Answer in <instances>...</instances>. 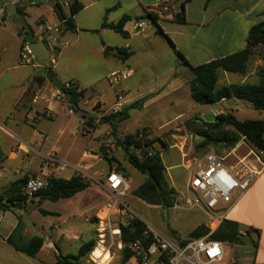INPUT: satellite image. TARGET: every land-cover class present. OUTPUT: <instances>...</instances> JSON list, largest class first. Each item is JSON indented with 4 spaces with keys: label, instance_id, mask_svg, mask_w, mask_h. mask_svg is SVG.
I'll list each match as a JSON object with an SVG mask.
<instances>
[{
    "label": "crops",
    "instance_id": "1",
    "mask_svg": "<svg viewBox=\"0 0 264 264\" xmlns=\"http://www.w3.org/2000/svg\"><path fill=\"white\" fill-rule=\"evenodd\" d=\"M78 1L83 6L80 12L88 6L94 7L102 19V25L105 21L108 24H117L124 16L131 17L124 27V30L129 34L127 38L122 37L119 33L111 29L103 28L102 26L101 29L95 33L104 36L108 31H113L117 35H120L122 38L120 41L124 42L119 41L122 46L117 47L113 46L112 43L106 39L101 41V45L97 49L100 57L111 66L109 75L125 68L132 69L134 74L129 78L130 80H128V82L126 81L128 83L127 86L122 87V84H120L114 87L112 98L110 99L105 90H88L87 88L81 87V84L75 79L64 80L60 74L55 71L57 63L51 72L43 68L44 65L39 68L23 65L20 59L21 48L24 44H30L24 43V38L29 40V38H31L30 36H33L37 38V41H40L39 38H41V34L50 32L48 29L52 28L51 26H45L44 21L48 19L53 22L52 26H57L61 15L68 16L70 14V6L73 0H47L48 10L45 13H41L40 18L42 21L38 19L35 25L30 23L32 20L30 9L32 6L37 5L35 1L27 3L24 0H6L2 4L0 3V28L3 29L2 35L5 36L4 38L0 37V63L6 47V38L12 35L14 43L18 44V46L15 45L16 52L14 64L8 66L6 70H31L29 73L19 72L20 74L13 76L0 73V193L8 192L15 182L28 178L31 174L34 175V173H40L43 176L51 174L55 177L70 179L75 173L74 167L76 165H81L85 168L86 171L83 176H97V178L104 183L105 180L103 177H100V174L101 172L110 171L111 167L109 166L106 171L99 170L101 158L97 154V149L101 143H108L113 140L114 136L112 135V128L110 125L101 124L99 127L96 126V122L99 120L97 113L99 112L94 110L95 103H99L101 108L105 109L102 114L106 115L120 99L122 100L124 108L120 112H123V117H128L116 123L117 130L121 123L130 118V113L133 110L146 111L150 109L158 99H173L174 102H172L171 105L181 103L184 97L182 91L186 88L190 90L189 83L194 78V74L191 69L183 63L177 51L180 52L192 66L202 65L213 60L227 57L244 50L247 47L246 41L250 29L264 21V0H211L209 2L207 0H190L184 7L187 20L186 24H178L172 21L173 13L180 11L184 0ZM85 2H88V5ZM50 3L57 4L61 8L62 14L60 15L54 10ZM8 4L17 6L18 12L19 9H22V11L19 12V18L7 11L6 6ZM63 5H65V7ZM65 9L68 11V15L64 13ZM146 11L158 14L159 20L157 24L173 45L165 37L156 33L158 26L154 25L150 19H144L148 23V27H150V25L152 27L153 32H150L149 35L144 33L145 27L142 29L136 27L138 23H142L145 26V21L143 19L138 20L137 18L144 17ZM21 20L24 21L23 24L20 23ZM76 26L78 32V25L76 24ZM24 28H26L30 36H26ZM68 34L74 35V33L65 31L60 41L61 45L63 39ZM150 38L156 40L162 39L165 41L167 48L175 53L177 57L176 61H179L177 66L180 70L170 69L165 73H155L157 76L154 79L147 80L145 68H142L140 64L133 61L135 57H138L139 53L148 55V59L149 57H153L155 45L150 42ZM105 47L124 48L132 52V56L127 60L112 55L105 56ZM157 48V51H159L160 48L158 45ZM48 49L51 52L49 47ZM60 52L59 48L54 56L57 57V54H60ZM260 66H263V62L260 59H255L249 65V70L245 75L219 71L217 89L229 85H242L245 83L257 84L258 78L256 70ZM68 80L76 82L81 89L86 91L85 98L81 103L85 100L83 104L85 103V105L88 106L84 107L87 112L81 116L79 115V111L83 108L81 107V103L80 110L78 112L73 111V114L78 116V123L81 127L77 126L74 131H70V137L67 136L64 138L63 136L66 130L71 129L69 123H63V129H58L56 125L54 126V122L48 121H53L60 117L59 109L64 110L63 112L66 111L63 109L65 108V103L54 102L51 94L54 88H57L60 83ZM136 85H138L137 88L140 89L138 94L144 90L146 91L140 93L137 97H129L132 91V89L130 90L129 88H133ZM148 85L149 87H143ZM35 96L39 98V103L36 106L38 112H44L50 104L49 106L52 109V113L49 118H30L28 116V114H30L29 110L33 107L32 99ZM144 98L148 99L141 109L129 108L134 102ZM245 102L247 101L230 98L209 105H216L218 108V111L214 113V119L216 116L226 113H231L238 119V115L242 114L246 108ZM69 108L70 107H68V109ZM181 116L182 114L178 117ZM194 117L198 118L196 122L198 124L201 123V125L204 122H212L214 120L203 121L198 115H194ZM94 118H96L97 121H95ZM116 120H120V117H117ZM100 127L106 128V131H110L107 135L111 140L106 139L104 135L106 131L95 138L96 132ZM127 135H134V133H126L124 137ZM116 136L117 139L120 138L118 131ZM96 143H99V146H96ZM117 145L120 147V143L117 142ZM107 146L110 147V145ZM234 151L233 149V152ZM47 155L55 156L59 160V166L55 169L41 167L40 163ZM71 156L77 158V162L68 163L66 160ZM260 159L264 164V155ZM249 161L250 165L258 166L256 162L251 163V159ZM62 163L67 164V166H62ZM258 167L261 168V166ZM68 168L72 170L69 171ZM165 168L169 177L173 178L170 172L171 169L168 171L166 166ZM91 190L100 194L102 193L104 197L103 190L100 189L98 184L96 186H91L73 197L75 199L77 195L81 194V202L82 206L85 208L83 212L87 225H82L77 220L64 222L62 224L65 225L66 223L68 226L66 233H62L61 235L57 234L61 231V227L51 228L49 233H45V235L42 236L40 235L44 239V243L35 257L18 251L9 244L8 239L16 229L19 219L16 214L10 211L0 210V264H57L58 256L77 255L83 244L95 239V236L97 237V221L93 223V214L98 208V205L94 206L89 202L91 197L87 192ZM128 197H131V195L126 198ZM35 201H39L37 197ZM124 202L126 203L125 200ZM29 203L30 201L28 200L25 204L20 205L21 210H16L18 214L22 216V222L25 227V238L34 236L32 232L33 229L36 228V224L27 218V215L30 216L28 212ZM157 208L161 210L160 207ZM40 210L41 209L38 210L39 213H41ZM43 211L48 213H41L43 215L54 214L60 216L58 212ZM169 212L170 211H168L167 219H169ZM162 213H164V210H162ZM180 213L200 214L203 217V220L200 221L188 220L181 223V229L188 231L187 235L202 224L206 226L208 222L206 216L198 210L181 211L176 215ZM224 214L225 220L239 224L240 234L244 236L243 238L246 243V252L250 256L246 255L240 258H234L227 251V245L225 244V260L223 264H231L233 261H236L237 264H264V167L249 191L242 196H235L233 205L230 206ZM249 230L250 232H248ZM246 240L251 242V248L248 247V242H246ZM253 242H256L257 246H255ZM87 258L83 260V264L89 262ZM108 258L109 256L105 252L99 264H104ZM131 261L128 264H131ZM134 261L138 264L135 259ZM106 264H110V262Z\"/></svg>",
    "mask_w": 264,
    "mask_h": 264
},
{
    "label": "rangeland",
    "instance_id": "2",
    "mask_svg": "<svg viewBox=\"0 0 264 264\" xmlns=\"http://www.w3.org/2000/svg\"><path fill=\"white\" fill-rule=\"evenodd\" d=\"M5 1L6 0H0V3L2 4ZM24 1L27 3L35 1V3L37 4L36 6H32L30 9L32 17L30 23L35 25L38 19L41 20V13H45L48 10V2L47 0ZM85 3L88 5V2ZM63 6L65 7V5ZM64 13L68 15V11L66 9L64 10ZM74 20L75 23L78 25V32L76 34L74 33V35H66L63 39L62 45L60 41L63 34L65 33V29L60 21L57 26H52V21L48 19L45 20V26H51L52 31L42 33L41 38H39V40L43 41L50 49H53L51 61L53 60L55 63H57L55 71L60 74V76L64 80L75 79L81 84V87L87 88L88 90H105L107 95L111 99L114 87L120 84H122V87L127 86V82L130 79L124 80L115 86H110L108 83V77L111 71V66L109 63L105 62L102 57H100L97 49L101 45V41H104L106 39H108L113 46L121 47L122 45L120 44V42L123 41L120 40H122V38L120 37V35H117L113 31H108V33L104 36H101L99 33H95L101 29L102 19L98 15L97 10L94 9V7L88 6L82 12H79L74 17ZM144 21V33L149 35L150 32H153L152 27L151 25L150 27H148V23L146 22V20ZM20 23L23 24L24 21L21 20ZM2 32L3 29L0 28V37L4 38L5 36L2 35ZM150 39V42L155 45L153 50V57H149L148 59V55L139 53L138 57H135L133 61L135 63L140 64L142 68H145V72L147 73V80H150L152 78L154 79L157 76V74L155 73H165L170 69L180 70V68H178L177 66V63L179 61H176L177 57L175 53H173L172 51H170V49L167 48L165 41H163L162 39ZM15 45L18 46V44L14 43L13 36L9 35L6 38V47L5 51L2 54V61L0 63L1 74L13 76L20 74L19 72L29 73L31 71L30 69H19V71L6 70L8 66H12L14 64L16 52ZM157 45L160 48L159 51H157ZM59 48L61 52L60 54H57V57H55L54 54L59 50ZM137 87L138 85L133 88H129L130 90L132 89L129 97H137V95L146 91L144 90L138 94L140 89ZM143 87H149V85ZM182 92V94H184V97L181 103L171 105V103L174 102L173 99H158L156 102H154L151 108L146 111L133 110L130 113V118L127 121L121 123L117 130L121 139L126 133H138L139 135L142 134L144 136L143 143H146L148 146L138 150H136L135 148H131V153L136 154L139 157H142L144 152L143 149L151 152L160 153V156L162 157L165 166L168 168V171L171 169L170 172L173 176V178H170L168 173L166 172V180L168 181L169 185L175 189L178 195L183 193V185H185L187 172L181 167L182 160L180 157V152L178 149L174 148V146L180 147V145L183 144L184 149L189 154V156L197 158L204 156L208 152H215L216 154L224 157L233 154L226 161L227 165L230 166H237L238 158L246 156L250 149H252L254 152H257L245 138H241L240 142L235 146L234 152L233 149L224 148L221 144H204L203 139L196 133L197 131H200L203 127L201 123L198 124L196 122L198 118L194 117V115H198L202 118L203 121H210L214 119V113L218 111V108L216 107V105H201L194 102L191 98L189 88L184 89ZM83 102L81 103V107L83 108H81V111H79L80 116L87 112L84 107H87L88 105H85V103L83 104ZM95 104L96 105H94V110L98 112V107H100V104ZM245 104L246 108L244 112L238 115L239 120L242 121L246 119H264V111L255 110L248 102H245ZM67 105L68 104L65 103V108H63L66 110L65 112H63L64 110H58L60 113L59 118L54 119L53 121H48L54 122V126L56 125L58 129H63V123H69L71 129L66 130V133L63 136L64 138L69 136L71 134L70 131H74L77 126L81 127L78 123V116L74 115L73 113L71 114L68 109L69 106L67 107ZM123 108L124 105H122L121 110ZM99 113L97 114L100 120V118L105 115H103L102 112ZM110 113L111 111H108L106 115H109ZM181 114L182 116L178 117ZM94 120L97 121L96 118H94ZM99 120L96 122L97 127L101 125ZM229 130L233 131L232 129ZM105 131L106 128L100 127L99 130H97L96 132L95 138L103 134ZM108 132L110 131H106L104 135L106 139L109 140L110 137H108L107 135ZM107 145H110V147H108ZM96 146H99V143H96ZM102 148H104L106 154L113 159L112 164H109L108 161L104 158ZM97 154L101 158V162L99 164L100 171H106L107 168L110 166L111 169H115L118 172H121L129 183V194L131 195V197L125 199L127 205L129 206L127 209L128 215H135L140 220H142L148 227H152L154 230L164 234L165 236L173 240L175 239L171 235L170 229L177 231L180 236L184 238L187 237L188 231L181 229V223L183 221L186 222L188 220H203V217L200 214L180 213L179 215H175L172 212H169V219H167L162 213V210L164 209L161 208L160 210L159 208L148 205L141 199L135 197L133 194L134 190L146 180L147 176L137 171L128 162L126 158L127 154L121 147L117 145V136H114L113 140L109 141L108 143H101L99 148L97 149ZM261 157H263V155L260 156V158ZM250 159L252 160L251 163H253L254 157H251ZM66 161L68 163H75L77 162V158H73V156H71ZM46 163L48 162L44 158V160L40 163L41 167L43 166L46 168L55 169L57 166H59L58 163L53 164L50 162L49 164L53 165L48 164L47 167ZM238 169H240V167H238ZM68 170L71 171L72 169L68 168ZM76 173L81 172L75 170L74 174ZM50 176L52 175L49 174L43 176L40 173H34V175L31 174L28 179L31 177H38L42 179V181L46 182L47 178ZM90 183L91 186L97 185L93 181H90ZM100 189L102 188L100 187ZM87 194L91 197L89 201L90 204L94 206L98 205V208L101 207L105 201L102 193L100 194L91 190L88 191ZM29 201L30 203L28 206V212L30 216L27 215V218L28 220L36 224V228L33 229L32 232V235L34 236L45 235V233H49L50 229L53 227H61V231L57 233L58 235H61L62 233L65 234L68 225L66 223L65 225L62 223L68 221L71 222L77 220L82 225H87V223L85 222V214L83 212L85 208L82 206L81 202V194L77 195L75 199L71 198L66 200H60L58 202L44 200L40 205L33 203L32 198H29ZM39 209L48 210L51 212H58L60 213V216L54 214L43 215L39 213ZM93 218V223H95V217ZM95 239L98 240L96 236ZM246 242H248V247L251 248V242L247 240ZM116 244L117 242H114V244H112V240L109 237L106 238L105 248H100L104 250L109 256L108 260H106L104 264H106L107 262H110V264H120L121 251L117 249ZM226 245L227 251L234 258H240L246 255L250 256L246 252V243L244 238H242L241 244ZM98 247L99 246L96 245V248ZM93 252L88 256L87 259L89 260V262L87 264H99V262L93 257ZM90 257H92L94 260ZM131 264H136L134 259L131 261Z\"/></svg>",
    "mask_w": 264,
    "mask_h": 264
},
{
    "label": "trees",
    "instance_id": "3",
    "mask_svg": "<svg viewBox=\"0 0 264 264\" xmlns=\"http://www.w3.org/2000/svg\"><path fill=\"white\" fill-rule=\"evenodd\" d=\"M188 1L190 0H184L180 11L173 13V22L178 24L187 23L184 7ZM207 1L209 2L211 0ZM82 9V4L78 0H73L70 6V14L68 16L61 15L59 17L66 32H77L74 16ZM21 11L22 9H19V12ZM130 19V16H124L117 24H108L105 21L102 27L111 29L119 33L122 37L127 38L129 34L124 30V27ZM137 19H150L154 25L158 26L157 21L159 20V16L154 12L146 11L144 17ZM24 30L26 31V28H24ZM25 33L26 36H30L27 31ZM156 33L165 37L173 45L159 26L157 27ZM30 37L29 40L24 38V43H33L37 41V38L33 36ZM246 42L247 47L244 50L198 66L190 65L182 54L177 51L183 63H185L194 74V78L189 83L191 98L194 102L207 105L220 102L224 99L235 98L249 102L257 111H264V21L250 29ZM104 55H112L127 60L132 56V52L124 48L105 47ZM255 59H260L263 62V66H260L256 70L258 78L257 84L245 83L242 85H229L217 89L219 71L245 75L249 70V65ZM85 94L86 91L83 89L79 92L74 89L68 90L67 100L70 109L74 112H78L80 110V103L85 98ZM147 99L148 98L138 100L130 105L129 108L141 109ZM123 115V112L109 114L102 116L99 121L100 124L110 125L112 128V135L116 136V123L128 117H123ZM117 117H120V120H116ZM202 127L203 128L196 133L203 139L204 144L209 145L217 143L221 144L224 148L234 149L241 138L244 137L257 152L264 155V120L239 121L233 114L226 113L216 116L212 122H204ZM138 136L139 134L136 133L134 135H127L122 139H117V142L120 143V147L127 154L126 158L131 166L147 176L146 180L134 190L133 194L148 205L157 206L162 209H170L176 202L177 193L166 180V168L160 153L143 149V155L139 157L130 152L131 148L138 150L148 146L146 143L138 140ZM102 151L104 158L109 164H112L113 159L106 154L104 148H102ZM27 181L28 178L19 180L12 185L8 192L0 193V210L10 211L16 214L19 219L16 229L8 239L9 244L16 250L24 252L31 257H35L43 246L44 239L41 236L25 238V227L22 222V216L16 211L20 209V205L25 204L29 200V197L22 194V188ZM90 187L91 183L86 181L78 173L74 174L70 179L50 176L47 178L44 188L32 198V202L40 205L44 200L58 202L60 200L71 199L76 194ZM36 197L40 198L38 202L35 201ZM40 211L43 214H48L43 210ZM127 218V221L120 223L121 241L123 244L120 264H128L134 259V253L131 251L130 245L142 239L143 233L147 230V225L135 215L129 214ZM209 232L210 230L202 224L187 235V237L182 238L177 231L170 229L171 235L183 247L193 240L205 237ZM248 232H250V230ZM242 238L243 236L240 234L239 224L229 220H224L221 226L210 235L211 240L229 245L241 244ZM150 242L151 239H147L144 242V246L148 247ZM96 245L97 240L92 239L81 246L77 255L58 256L57 264H83V260L95 250ZM254 245L257 246V243L254 242ZM165 263L167 264V262Z\"/></svg>",
    "mask_w": 264,
    "mask_h": 264
},
{
    "label": "built area",
    "instance_id": "4",
    "mask_svg": "<svg viewBox=\"0 0 264 264\" xmlns=\"http://www.w3.org/2000/svg\"><path fill=\"white\" fill-rule=\"evenodd\" d=\"M142 23H138V29L143 28ZM48 31H52L49 28ZM29 44H24L21 48V63L26 66H34L39 68L43 66L48 72H51L55 67V62L52 59L53 49H50V59L47 62H40L31 53L28 48ZM36 62V63H35ZM134 71L125 68L120 71L113 72L108 77L110 86H115L120 82L131 78ZM74 89L77 92L82 90L74 81H66L60 83L57 88L52 91L53 101L68 104L67 91ZM39 103V98L35 96L32 99L33 107L29 110L30 118H49L52 113L51 107L48 105L44 112H38L36 106ZM96 105V104H95ZM69 106V104H68ZM122 100L120 99L110 110V114H116L121 111ZM98 112H104V109L98 107ZM69 112L73 110L69 108ZM144 136L140 134L138 140L143 141ZM180 152L182 160L181 167L187 172L183 193L177 194L176 202L168 209L173 214H178L181 211H200L207 219L206 227L210 230L208 235L203 238L196 239L188 243L186 246H181L177 240L170 239L164 234L147 226V230L143 233L142 239L130 245L131 251L134 253V259L138 264H223L225 260V244L219 241L210 239V235L214 233L224 222V212L233 205L235 196H242L249 191L257 176L264 167L260 156L262 153L250 150L243 157L238 158L237 166L227 165V159L233 155L221 156L215 152H208L204 156L190 157L185 151L184 145L174 146ZM254 157V162L261 166L250 165L249 160ZM48 164L59 163V160L53 155L45 156ZM49 164V165H53ZM62 166L67 164L62 163ZM240 167V169H238ZM75 170L86 181H93L98 184L104 193L105 201L101 207L94 212V217L97 221V245L105 248L106 238L112 240V244L117 242L116 247L122 250L123 244L121 241L120 223L127 221L128 206L124 202L129 196L130 185L121 172L111 169L106 173L100 174L105 182L102 183L97 176H83L86 171L81 165H76ZM46 182L38 177H31L26 182L22 189V194L34 198L35 195L44 188ZM142 221V220H141ZM143 222V221H142ZM151 239L148 247L144 246L147 239ZM231 264H237L233 261Z\"/></svg>",
    "mask_w": 264,
    "mask_h": 264
},
{
    "label": "water",
    "instance_id": "5",
    "mask_svg": "<svg viewBox=\"0 0 264 264\" xmlns=\"http://www.w3.org/2000/svg\"><path fill=\"white\" fill-rule=\"evenodd\" d=\"M50 5L60 15L62 14L61 13V8L57 4L50 3ZM6 9H7V11L10 14L15 15L17 18L20 17V14L18 12V7L17 6H13V5L8 4L6 6ZM28 48L31 51V53L37 58L38 61L47 62L50 59L49 49H48L47 45L43 41H37V42L30 43L28 45ZM148 176H149V173H148ZM37 198H38V200L40 199L39 197H37ZM163 214H164L165 218H167L168 209H164V213Z\"/></svg>",
    "mask_w": 264,
    "mask_h": 264
},
{
    "label": "bare ground",
    "instance_id": "6",
    "mask_svg": "<svg viewBox=\"0 0 264 264\" xmlns=\"http://www.w3.org/2000/svg\"><path fill=\"white\" fill-rule=\"evenodd\" d=\"M100 248H102V247L99 246L97 249H95L94 254H93L94 258H95L98 262H99V261L101 260V258L105 255V251L102 250V249H100Z\"/></svg>",
    "mask_w": 264,
    "mask_h": 264
}]
</instances>
